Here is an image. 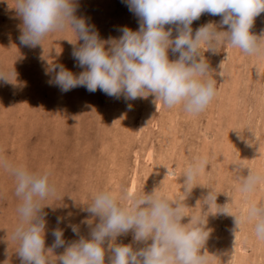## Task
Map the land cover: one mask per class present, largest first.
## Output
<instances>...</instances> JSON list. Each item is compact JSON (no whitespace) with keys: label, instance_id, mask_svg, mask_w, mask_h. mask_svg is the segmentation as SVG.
<instances>
[{"label":"rangeland","instance_id":"374dc122","mask_svg":"<svg viewBox=\"0 0 264 264\" xmlns=\"http://www.w3.org/2000/svg\"><path fill=\"white\" fill-rule=\"evenodd\" d=\"M11 5L12 0H0V69H13L16 74L9 81L0 80V154L33 170H51L50 180L56 186V195L43 202L49 231L56 227V217L64 215V210L59 207L61 205L73 213L74 223L85 218L87 213L80 209L90 202L97 189H108L117 194L122 191L151 192L155 188L161 191L163 186H170L176 180L178 190L175 189L171 195L168 192L164 194L178 198L183 191L181 175L186 165L203 155H207L208 164L197 182L220 192L217 196L220 205L228 202L226 195H229L232 200L229 207L233 213L243 208L239 196L237 200L241 203L237 205L233 200L238 193L234 164H242L253 171H264L261 163L264 164V160L260 161L253 154L254 150L246 152L243 147L245 137L251 133V144L256 145V149L261 147L258 151L264 153V57L245 55L227 44L220 47L216 54L205 52L213 78L217 81L216 94L205 110L195 116L185 113L179 106L172 109L163 107L152 94L125 101L123 97H109L99 89L92 93L77 87L63 93L58 87L49 85V77L44 74V69L48 66L47 62H53L63 64L74 73L81 71L71 56L74 35L71 32L53 33L42 46H23L18 40L20 21L14 18ZM77 15L90 18L100 37L105 40L119 37L120 27L138 28L137 17L129 12L122 0H79ZM263 15L258 16L259 20L256 18L258 22L254 21L251 29L257 35L264 30ZM219 19L205 13L193 22L192 27L195 30L204 23L218 22ZM169 58L175 57L169 53ZM128 104H131V110ZM222 158L226 159V163ZM164 163L169 164V171L162 174L161 164ZM244 170L243 174H247L248 170ZM207 191L200 186L192 190V194L183 202L190 207L185 208L186 215L199 211L198 200ZM263 193L264 186H261L255 194L258 201H264ZM18 202L13 178L0 169V264H20L15 253L17 244L11 239L18 219L15 210ZM189 219L184 217L182 223H187ZM227 224L229 228H226ZM207 226L212 229L204 253L209 257V264H232L228 249L240 245V241L251 244L246 254H241L248 258L250 264H264V241L258 244L250 224L235 229L233 217L210 215ZM81 233L87 234V228L83 225ZM64 235L66 240L77 238L67 229ZM130 238L129 235L123 241L127 243ZM52 239L46 235V247L52 243ZM60 252L62 249H56L53 254ZM239 254L238 250L234 252L235 257Z\"/></svg>","mask_w":264,"mask_h":264},{"label":"clouds","instance_id":"9594fccd","mask_svg":"<svg viewBox=\"0 0 264 264\" xmlns=\"http://www.w3.org/2000/svg\"><path fill=\"white\" fill-rule=\"evenodd\" d=\"M122 2L137 17L138 28L120 27L119 37L107 40L100 37L90 18L77 15L79 0H12L9 7L20 21L18 40L23 46H42L53 33L74 35L71 56L81 71L74 73L53 62H47L44 69L49 85L63 93L77 87L92 93L99 89L125 101L152 94L163 107L179 106L195 116L216 94L217 81L205 52L216 54L227 44L245 55L264 57V30L260 35L251 31L255 18L264 13V0ZM205 13L220 19L194 30L193 22ZM169 53L175 58L170 59ZM15 75L13 69H0V80L9 81ZM207 164L206 157H197L186 165L178 198L156 188L119 194L97 189L80 209L87 213L85 218L74 223L73 213L61 205L64 215L56 217V227L49 231L43 202L56 195L51 170H33L0 154V169L13 178L19 201L11 239L17 244L20 264H209L204 253L212 232L207 226L210 215L233 217L235 229L250 224L256 239L264 241V201L254 198L264 186V171L234 164L243 208L233 213L229 195L225 194L228 202L220 205V192L197 182ZM197 186L208 191L198 200L199 211L186 215L184 210L190 207L183 202ZM184 217H190L187 223H182ZM82 225L86 235L81 233ZM66 229L77 238L66 240ZM46 235L53 238L47 247ZM129 235L125 243L123 238ZM56 249L62 252L54 255Z\"/></svg>","mask_w":264,"mask_h":264},{"label":"bare ground","instance_id":"6f19581e","mask_svg":"<svg viewBox=\"0 0 264 264\" xmlns=\"http://www.w3.org/2000/svg\"><path fill=\"white\" fill-rule=\"evenodd\" d=\"M92 12V11H91ZM264 14V13H263ZM260 16V15H259ZM260 17H262V15L260 16ZM259 17V18H260ZM263 17H264V15H263ZM256 18H258V17H256ZM255 18V21L257 20ZM259 18H258V20H259ZM261 19H264V18H261ZM258 21H256V23H257ZM260 23H258V25H259ZM255 26H256V24H255ZM261 26V25H260ZM255 28V27H254ZM228 50H229V48H228ZM232 51V50H231ZM230 51V52H231ZM238 51V50H237ZM234 53V52H233ZM214 56V55H213ZM217 56V55H216ZM235 56V55H234ZM217 59V58H216ZM226 59V58H225ZM261 59V58H260ZM241 60V59H240ZM262 60V59H261ZM228 60H225V62H227ZM264 62V59H263V61H262V63ZM218 63V62H217ZM246 63V62H245ZM250 63V62H249ZM226 64V63H225ZM252 64V63H251ZM244 65V64H243ZM252 68V67H251ZM258 69V68H257ZM234 70H235V68H234ZM240 71V70H239ZM255 71V70H254ZM231 72V71H230ZM253 72V71H252ZM220 74V73H219ZM226 74V73H225ZM264 75V74H263ZM248 76V75H247ZM252 76V75H251ZM241 77V76H240ZM246 77V76H245ZM221 78V77H220ZM251 78V77H250ZM229 79V78H228ZM254 79V78H253ZM263 80H264V78H263ZM221 81V80H220ZM256 81V80H255ZM226 82V81H225ZM227 82H228V80H227ZM262 82V81H261ZM224 83V82H223ZM235 84V83H234ZM258 83H256V85H257ZM232 88H233V86H231ZM236 87H237V84H236ZM235 87V88H236ZM259 87V86H258ZM238 88V87H237ZM264 88V87H263ZM231 89V88H230ZM229 89V90H230ZM234 89V88H233ZM237 90V89H236ZM225 92H226V89H225ZM229 91H227V93H228ZM232 92H233V90H232ZM232 92H229V94H231ZM264 92V91H263ZM221 94V93H220ZM234 94V93H233ZM234 95H236V94H234ZM261 95H262V93H261ZM226 96V95H225ZM229 95H227V97H228ZM232 97V96H231ZM149 100V99H148ZM232 100V99H231ZM229 101H230V99H229ZM234 101V100H233ZM263 104V103H262ZM255 109H257V108H255ZM262 110V109H261ZM258 112V111H257ZM176 114V113H175ZM261 115V114H260ZM262 115H264V114H262ZM259 116V115H258ZM167 117V116H166ZM171 117V116H170ZM230 117V116H229ZM253 117V116H252ZM255 117H257V116H255ZM260 117V116H259ZM165 118V117H164ZM174 118V117H173ZM258 118V117H257ZM262 118V117H261ZM264 118V117H263ZM254 119V118H253ZM167 121V120H166ZM264 122V121H263ZM171 123H172V121H171ZM166 124H167V122H166ZM170 124V123H169ZM168 124V125H169ZM175 124V123H174ZM261 125V124H260ZM263 126H264V124H262ZM226 126V125H225ZM258 126H259V123H258ZM172 127V126H171ZM245 127V126H244ZM174 128V127H173ZM176 128V127H175ZM233 128V127H232ZM255 128V127H254ZM168 130H169V128H167ZM171 129V128H170ZM230 129V128H229ZM163 130H164V128H163ZM175 130V129H174ZM252 130H253V128H252ZM222 131V130H221ZM260 131V130H259ZM263 132H264V130H263ZM230 133V132H229ZM168 134V133H167ZM174 134V133H173ZM219 134V133H218ZM221 134V133H220ZM234 134V133H233ZM251 133H249L248 135H247V137H245V144H244V150H246V152H248V151H252V150H254V153L253 154H256L257 155V158H259L260 159V161H262V160H264V157H263V152L262 153H259L260 151H258L259 150V148L261 149V147H257V149L256 148H254L255 146L253 145V144H251L252 142H251V140L250 139H252V134L250 135ZM258 134H259V132H258ZM231 135V134H230ZM174 137V136H173ZM209 137V136H208ZM210 138V137H209ZM217 139V138H216ZM254 140V139H253ZM252 140V141H253ZM169 141V140H168ZM167 141V142H168ZM233 142V141H232ZM164 143H165V141H164ZM169 143V142H168ZM172 143V142H171ZM173 143H175V142H173ZM228 143H229V141H228ZM231 144V143H230ZM249 144H251V145H249ZM172 145V144H171ZM174 145V147H176L175 146V144H173ZM257 145H259L258 143H257ZM201 146H203V145H201ZM228 146V145H227ZM167 147V146H166ZM220 147V146H219ZM231 147H232V145H231ZM263 148H264V146H262ZM169 148H171V146L169 147ZM242 148V147H241ZM263 148H262V150H263ZM176 149V148H175ZM216 149V148H215ZM152 150V149H151ZM162 150H163V148H162ZM174 150V149H173ZM173 150H170L171 152L173 151ZM177 150V149H176ZM204 150V149H203ZM214 150V149H213ZM103 151V150H102ZM225 151H227V149L225 150ZM264 151V150H263ZM245 152V151H244ZM257 152V153H256ZM167 153V152H166ZM175 153H176V151H175ZM230 153V152H229ZM168 154V153H167ZM206 154V153H205ZM244 154V153H243ZM103 155V154H102ZM156 156V155H155ZM223 156V155H222ZM171 157V156H170ZM201 157V156H200ZM202 157H204V155L202 156ZM216 157V156H215ZM230 157V156H229ZM150 158H151V156H150ZM158 158V157H157ZM161 158V157H160ZM172 158H173V156H172ZM206 158H207V155H206ZM153 159H155V158H153ZM162 159H164L163 157H162ZM217 159V158H216ZM222 159H224V161L223 162H225V158H222ZM254 159V158H253ZM258 159V160H259ZM212 160H213V158H212ZM220 160V159H219ZM258 160H256V161H258ZM151 161V160H150ZM160 161V160H159ZM166 161V160H165ZM250 161V160H249ZM253 161H255V160H253ZM260 161H258L257 163H259ZM158 162V161H157ZM217 162H219V161H217ZM248 162V161H247ZM112 163V162H111ZM176 163V162H175ZM221 163V162H220ZM226 163V162H225ZM262 163V165H264L263 164V162H261ZM243 164H244V162H243ZM250 164V163H249ZM260 164V163H259ZM259 164L257 165V166H259ZM158 165V164H157ZM162 165V174H165V172H167V171H169L168 170V167H169V164H161ZM221 165H222V163H221ZM251 165V164H250ZM256 165V164H255ZM262 165H261V167H262ZM133 166V165H132ZM179 166V165H178ZM156 167V166H155ZM256 167V166H255ZM218 168V167H217ZM227 168V167H226ZM254 167H252V169H253ZM260 168V167H259ZM122 169V168H121ZM153 169V168H152ZM155 169V168H154ZM257 170H258V168H256ZM263 169V168H262ZM264 170V169H263ZM156 171V170H155ZM159 171V170H158ZM245 171V170H244ZM254 171H256V170H254ZM262 171V170H261ZM157 172V171H156ZM160 172V171H159ZM144 173V172H143ZM170 173V172H169ZM174 173V172H173ZM219 173V172H218ZM217 173V174H218ZM245 173V172H244ZM247 173V172H246ZM154 174V173H153ZM158 174H156V176H157ZM202 175V174H201ZM219 176V175H218ZM163 177V176H162ZM216 177V176H215ZM135 178V177H134ZM158 178V177H157ZM166 178V177H165ZM168 178H169V175H168ZM223 178V177H222ZM222 178H220V179H222ZM144 179V178H143ZM155 179V178H154ZM170 179V178H169ZM219 179V180H220ZM148 180V179H147ZM157 180V179H156ZM158 180H160V179H158ZM216 179H214V181H215ZM118 181V180H117ZM162 181V180H161ZM171 181V180H170ZM237 181V180H236ZM181 182V181H180ZM238 182V181H237ZM135 183V182H134ZM144 183V182H143ZM159 183H160V181H159ZM216 183H218V182H216ZM119 184V183H118ZM169 184V183H168ZM176 184H177V181L176 180H174L173 181V184H171L170 186H167V187H164L163 186V188H161V191L164 193V192H168L169 193V195H171V193L173 194L174 192H175V189L176 190H178L177 189V186H176ZM63 185V184H62ZM62 185H60V186H62ZM215 185V184H214ZM228 185V184H227ZM234 185V184H233ZM179 186V185H178ZM158 187H161V186H158ZM61 189V188H60ZM205 189V188H204ZM10 191V190H9ZM165 193V194H166ZM180 193V192H179ZM259 193V192H258ZM192 194V193H191ZM264 194V193H263ZM179 195V194H178ZM261 195V194H260ZM238 196H239V193H237L234 197V201L236 202H234L235 204H237L238 205V203H241V202H238L239 200H237L238 199ZM256 196V195H255ZM254 196V198L255 199H257V196L255 197ZM200 197V196H199ZM240 197V196H239ZM261 199V198H260ZM258 200V199H257ZM195 201V200H194ZM232 204V203H231ZM242 204H243V202H242ZM16 205V204H15ZM240 206V205H239ZM15 207V206H14ZM234 207V206H233ZM242 207H243V205H242ZM232 209V208H231ZM237 209V208H236ZM16 210V209H15ZM236 211V210H235ZM217 216V215H216ZM225 218V217H224ZM216 221V220H215ZM227 222V221H226ZM219 223V222H218ZM217 224V223H216ZM231 224V223H230ZM232 225V224H231ZM217 226V225H216ZM226 226V225H225ZM224 226V227H225ZM229 225L227 224V227L226 228H229L228 227ZM219 227V226H218ZM217 228V227H216ZM215 228V229H216ZM220 229V228H219ZM230 230V229H229ZM232 230H230V232H231ZM241 231V230H240ZM239 233V232H238ZM241 233V232H240ZM244 233H246V232H244ZM216 235V234H215ZM224 235V234H223ZM236 235V234H235ZM240 235V234H239ZM252 235V234H251ZM226 236V235H225ZM228 236H230V235H228ZM237 236V235H236ZM216 237V236H215ZM223 237V236H222ZM229 238V237H228ZM220 239V238H219ZM232 239V241L231 242H233V238H231ZM230 239V240H231ZM236 239V238H235ZM239 239H240V237H239ZM217 240V239H216ZM236 241H237V239H236ZM259 242H258V244L259 245H261L262 244V242L263 241H260V240H258ZM213 242H215V240H213ZM218 242H219V240H218ZM224 242V241H223ZM230 242V243H231ZM212 243V242H211ZM234 243V242H233ZM232 244V243H231ZM230 244V245H231ZM251 244H249V243H243V242H241L240 241V245H238V246H236V247H232L233 249L231 250V249H228V251H230L229 252V257L231 258L230 260H231V263L232 264H247V262L250 264V262L248 261V258L246 257V256H243V255H241V254H246L245 252L248 250L247 248H249V246H250ZM215 246V245H214ZM224 246H225V244H224ZM233 246V245H232ZM262 246H264V245H262ZM228 247H230V246H228ZM217 248V247H216ZM231 248V247H230ZM258 248V247H257ZM218 249V248H217ZM227 249V248H226ZM240 252V254L239 255H236V257H235V255H234V252L235 251H237V250ZM261 249V248H260ZM215 254H220V253H215ZM258 254V253H257ZM261 254V253H260ZM216 256H218V255H216ZM215 256V257H216ZM241 256V257H240ZM256 256V255H255ZM258 256V255H257ZM235 257V258H234ZM239 257V258H238ZM217 258H219V257H217ZM260 258V257H259ZM213 259V258H212ZM216 259V258H215ZM217 262V261H216ZM215 262V263H216ZM229 263V262H228ZM256 263V262H255ZM230 264V263H229ZM262 264V263H261Z\"/></svg>","mask_w":264,"mask_h":264}]
</instances>
